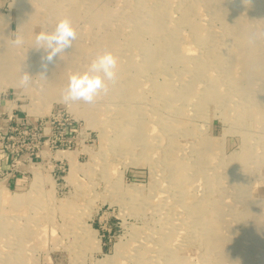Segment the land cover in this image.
<instances>
[{
	"label": "rangeland",
	"instance_id": "1",
	"mask_svg": "<svg viewBox=\"0 0 264 264\" xmlns=\"http://www.w3.org/2000/svg\"><path fill=\"white\" fill-rule=\"evenodd\" d=\"M39 1L0 0V264H263L264 0ZM66 14L43 77L34 35ZM107 50V92L61 102Z\"/></svg>",
	"mask_w": 264,
	"mask_h": 264
},
{
	"label": "clouds",
	"instance_id": "2",
	"mask_svg": "<svg viewBox=\"0 0 264 264\" xmlns=\"http://www.w3.org/2000/svg\"><path fill=\"white\" fill-rule=\"evenodd\" d=\"M77 36L75 26L68 18L58 20L51 31L41 30L34 35L31 48L40 53L41 76L46 77L49 65L55 64L62 53L72 48ZM24 43V37L20 34L12 40V45L17 48L22 47ZM118 65L119 58L113 52L98 53L83 71H74L69 75L61 93V102L95 103L102 93L107 92L106 81H113L116 78ZM32 76L24 71L20 77V85L29 86Z\"/></svg>",
	"mask_w": 264,
	"mask_h": 264
},
{
	"label": "bare ground",
	"instance_id": "3",
	"mask_svg": "<svg viewBox=\"0 0 264 264\" xmlns=\"http://www.w3.org/2000/svg\"><path fill=\"white\" fill-rule=\"evenodd\" d=\"M76 1V0H75ZM256 1V0H255ZM41 4L43 3V4H49V0H40L39 1ZM51 3V2H50ZM62 2H60V4H61ZM26 4V3H25ZM61 6V5H60ZM263 9V8H262ZM93 11V10H92ZM109 11V10H108ZM89 15V14H88ZM259 15L260 16H264V10H262V11H260L259 12ZM82 16V15H81ZM69 17V14H66L65 16H64V18H68ZM88 17V16H87ZM158 25V24H157ZM37 27V26H36ZM158 30V29H157ZM33 38V37H32ZM30 39V38H29ZM31 40V39H30ZM254 42V41H253ZM120 45V44H119ZM87 47H89V46H87ZM18 49V48H17ZM155 49V48H154ZM86 50V49H85ZM82 51V50H81ZM108 51V50H107ZM22 52V51H21ZM37 52V51H36ZM23 53V52H22ZM90 53V52H89ZM26 55V54H25ZM7 56H9L8 55V53L7 54H2V55H0V59L1 58H6ZM34 57V56H33ZM5 61H2V59L0 60V64H2V66L0 65V68H3L4 67V63H6L7 61H8V64H9V58H7V59H4ZM11 62V61H10ZM38 62H39V60H38ZM67 63V62H66ZM40 65V64H39ZM6 66V65H5ZM54 66V65H53ZM74 66V65H73ZM21 67V66H20ZM61 67V66H60ZM37 68V67H36ZM6 69V68H5ZM13 70H14V68H12ZM32 69V68H31ZM60 69V68H59ZM120 69H122V68H120ZM33 70V69H32ZM48 71V70H47ZM62 72V71H61ZM4 73V72H3ZM2 73V74H3ZM34 73V72H33ZM63 73V72H62ZM9 74V73H8ZM47 74V73H46ZM1 75V74H0ZM7 75V74H6ZM10 77V76H9ZM8 77V78H9ZM36 77H38V76H36ZM43 78V77H42ZM47 78L50 80V78H49V76H47ZM46 78V79H47ZM51 81V80H50ZM52 82V81H51ZM16 87V86H15ZM61 88V87H60ZM133 88V87H132ZM51 89V88H50ZM131 89V88H130ZM51 91V90H50ZM162 91V90H161ZM134 93V92H133ZM135 94V93H134ZM126 115V114H125ZM127 116V115H126ZM130 116H131V114H130ZM255 117V116H254ZM126 121H127V119H126ZM127 128V127H126ZM123 130V129H122ZM134 132V131H133ZM124 135V134H123ZM132 135V134H131ZM104 137V136H103ZM132 138V137H131ZM124 139V138H123ZM207 139V138H206ZM205 139V140H206ZM246 139V138H245ZM111 149V148H110ZM115 149V148H114ZM202 151V150H201ZM243 151V150H242ZM204 152V151H203ZM62 153H60V155H61ZM201 154V153H200ZM202 155V154H201ZM209 155V154H208ZM203 157V156H202ZM208 157V156H207ZM211 158V157H210ZM208 159V158H207ZM175 160V159H174ZM180 161V160H179ZM203 161V160H202ZM69 164L71 165V169L74 167V166H76L75 165V162H74V160L72 159V157L71 158H69ZM178 165H180V164H178ZM181 165H184V164H181ZM186 166V165H185ZM182 168V167H181ZM180 168V169H181ZM177 169V168H176ZM75 170V169H74ZM191 170V169H190ZM177 171H179V170H177ZM193 173V172H192ZM182 175V174H181ZM235 177V176H234ZM188 178V177H187ZM180 179H181V177H180ZM183 179H185V178H182V180ZM189 180H190V178H189ZM189 180H187V181H189ZM192 180V179H191ZM220 180V179H219ZM44 181H43V177L40 175V174H35L34 175V179H33V181H32V184H31V186H34V188L36 187H38V188H40V186L42 185V183H43ZM45 183V182H44ZM183 183V182H182ZM52 185V184H51ZM210 185V184H209ZM185 187H186V185H185ZM37 188V189H38ZM211 188H212V185H211ZM186 189V188H185ZM247 189V188H246ZM192 190V189H191ZM34 191V190H33ZM186 191V190H185ZM213 191V190H212ZM243 192V191H242ZM48 194V193H47ZM190 194V193H189ZM217 195V194H216ZM18 196H19V194H18ZM17 196H13V198H12V200L13 199H17L16 198ZM189 198V197H188ZM187 198V199H188ZM190 199V198H189ZM206 200V199H205ZM214 200V199H213ZM15 201V200H14ZM184 201H189V200H184ZM191 201V200H190ZM212 203V202H211ZM190 205V204H189ZM224 207V206H223ZM250 207V206H249ZM64 208H65V206H64ZM190 210V209H189ZM249 210H251V209H249ZM247 213V212H246ZM240 215V214H239ZM260 215V214H259ZM258 215V216H259ZM250 217H251V215H250ZM263 217V216H262ZM241 218V217H240ZM264 218V217H263ZM249 219V218H248ZM242 220H243V218H242ZM262 221V220H261ZM207 222V221H206ZM263 222V221H262ZM209 223V222H208ZM258 223V222H257ZM261 224V223H260ZM256 225V224H255ZM254 225V226H255ZM258 225V224H257ZM209 226V225H208ZM24 227V226H23ZM209 227H211V226H209ZM182 228V227H181ZM261 228V227H260ZM264 228V227H263ZM20 229V228H19ZM26 229V228H25ZM210 229H212V228H210ZM1 230V229H0ZM89 231V230H88ZM176 231V230H175ZM249 231V230H248ZM247 232V231H246ZM260 232V231H259ZM133 233V232H132ZM136 233V232H135ZM212 233V232H211ZM256 233V232H255ZM174 234V233H173ZM172 234V235H173ZM219 234H221V232L219 231ZM226 234V233H225ZM2 235V234H1ZM140 235V234H139ZM171 235V236H172ZM175 235V234H174ZM210 235V234H209ZM242 235V234H241ZM257 235H259V233L257 234ZM168 236V235H167ZM211 236V235H210ZM226 236V235H225ZM144 237V236H143ZM146 237V236H145ZM247 237V236H246ZM254 237V236H253ZM91 238V237H90ZM136 238V237H135ZM163 239V238H162ZM138 240V239H137ZM139 240H140V238H139ZM145 240V239H144ZM148 240V239H147ZM157 240V239H156ZM172 240V239H171ZM216 240H218V239H216ZM243 240V239H242ZM218 241H221V240H218ZM232 241V240H231ZM248 241V240H247ZM254 241V240H253ZM260 241V240H259ZM91 242V241H90ZM212 242V241H211ZM242 242V241H241ZM244 243H245V241H243ZM126 243V242H125ZM144 244V243H143ZM161 244V243H160ZM204 244V243H203ZM238 244V243H237ZM248 244V243H247ZM262 244V243H261ZM2 245V244H1ZM123 245V244H122ZM163 245V244H162ZM164 245H166V243L164 244ZM170 245H172V244H170ZM169 245V246H170ZM231 245V244H230ZM99 247V244L97 243V245H96V247ZM217 246V245H216ZM232 246V245H231ZM257 246V245H256ZM207 247V246H206ZM237 247V246H236ZM252 247V246H251ZM264 247V246H263ZM122 248V247H121ZM234 248V247H233ZM242 248H243V246H242ZM208 249V248H207ZM212 249V248H211ZM229 249V248H228ZM231 249V248H230ZM251 250V249H250ZM219 251V250H218ZM253 252V251H252ZM257 252V251H256ZM146 253V252H145ZM243 254V253H242ZM252 255V254H251ZM239 257V256H238ZM247 257V256H246ZM253 257V256H252ZM240 258V257H239ZM245 258V257H244ZM246 259V258H245ZM255 259V258H254ZM139 261V264H140V259L138 260ZM250 264V263H249ZM263 264H264V262H263Z\"/></svg>",
	"mask_w": 264,
	"mask_h": 264
}]
</instances>
